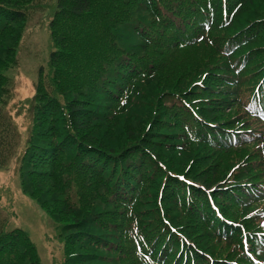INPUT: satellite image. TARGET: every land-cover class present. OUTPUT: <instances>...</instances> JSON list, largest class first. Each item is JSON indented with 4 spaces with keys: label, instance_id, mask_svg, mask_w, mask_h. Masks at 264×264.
Masks as SVG:
<instances>
[{
    "label": "rangeland",
    "instance_id": "obj_1",
    "mask_svg": "<svg viewBox=\"0 0 264 264\" xmlns=\"http://www.w3.org/2000/svg\"><path fill=\"white\" fill-rule=\"evenodd\" d=\"M16 1L21 3L20 0ZM260 1L264 5V0ZM56 5L57 0H33L23 8L27 17L16 47L17 53L10 64L7 63L8 50L5 47H10L17 31L11 23L0 24V66L6 63L5 68L0 69V74L9 79V91L0 105V233L19 228L26 231L37 249L40 264H65L67 250L71 248L66 247V238L73 236L74 232H66L59 227L36 198L24 191L20 178L21 160L30 137L38 130L37 124L46 126L37 123V119H42L38 113L42 100L49 97L61 102L67 100L55 90L52 84L54 75L61 72L66 74L70 83L64 84V90L89 85L74 83L71 80L73 70L68 69L66 64H59L57 68L49 62L53 51L58 52L64 60L70 61L72 58V53H66L67 50L59 51L55 40L60 39L61 34L53 35L50 27ZM162 10L164 13L168 11L163 5ZM250 12L248 10V14L237 18L240 24L248 20L244 16H249ZM235 13H224L221 28L230 24ZM168 14L170 21L176 19L172 13ZM135 15L141 17L140 14ZM144 16L148 17L146 13ZM106 18L110 21V14ZM148 18L146 21L150 20ZM83 21L78 27L81 35L72 34L75 38H68L72 41L80 39L90 46H95L97 41L102 46L111 45V40L106 43L100 36L102 33H112L111 23L100 21L102 24L95 22L94 25L93 14ZM173 23H156L150 27L142 21V26L149 31L151 29L149 41L144 40L147 46L138 47L136 55L132 54L133 69L125 71V74L117 71L111 73V86L115 88L110 96L115 103L110 104L106 94H103L105 97L101 106L102 116L110 118L121 115L128 121L127 126H132V117H135L134 128H139V132L142 130L145 137L157 134L153 161L156 162L155 158H158L157 163L162 169L157 165L151 166L147 161L144 163L147 165L145 171H136L137 179L143 185L139 196L136 182L129 184L133 185L132 188H122L124 190L121 189L116 195H108L103 190L97 193V189L92 194L88 191L86 209H94L95 215L86 223L90 231L77 233L75 243L83 233H97V246L92 244L93 247H88V251L92 252L90 257L96 256L102 246L109 256H118L122 264H159V258L147 257L152 252L161 255V245L162 264H174L176 256L185 249L189 258L198 260L195 264H264V170L259 168L261 164L264 167V127L257 120L262 119H251L246 111L249 91L259 85V80L256 81L259 71L251 74L249 70L243 72L245 77L240 76L238 81L243 80V89H239V95L225 110L222 97L227 93L222 89L212 91V104L217 110L215 119L224 120L229 116L233 119L218 124L221 133H211V127L200 121L202 118L193 105L179 101L177 89L194 85L193 88L204 91L205 81L215 88L225 86L224 55L230 51L229 44L223 43L226 31L219 28L213 34L223 37H211L218 45L219 54L213 45L206 42L192 47L181 46L173 51L166 47L167 38L173 39V30L177 29ZM197 28L202 26H196V31ZM158 42H162V48L154 46ZM107 55L114 62L120 53L113 48L111 52V48H108ZM215 63L220 65L215 66ZM246 64H242L238 71L246 68ZM114 68L117 69V65ZM255 68L257 66L251 67ZM193 97L190 95L189 98ZM161 103L162 110L165 108L166 111H162V116L156 114L155 109L151 112L147 108L146 112L134 109L136 105H153L158 111ZM202 103L207 102L197 101L194 104ZM120 117H116L118 121L123 119ZM155 130L157 133H152ZM197 174L213 181L209 189H205V194L195 189L201 188L202 184L195 183L193 177ZM157 176L158 180L155 178ZM120 185L123 187L122 183ZM150 192L156 200L163 195L155 208L140 202L151 197ZM69 196L79 210L82 204L78 188L73 186ZM117 205L120 206L118 211ZM97 208L99 211H96ZM91 215L89 212V217ZM78 227L83 225L79 223ZM101 236L111 241L109 246L100 245ZM137 245H142V249H148V252L141 255L140 246L138 248ZM76 246L84 245L79 242ZM73 249L76 250L75 247ZM133 257L137 263H133Z\"/></svg>",
    "mask_w": 264,
    "mask_h": 264
},
{
    "label": "trees",
    "instance_id": "obj_2",
    "mask_svg": "<svg viewBox=\"0 0 264 264\" xmlns=\"http://www.w3.org/2000/svg\"><path fill=\"white\" fill-rule=\"evenodd\" d=\"M20 1L21 3L16 0H0V24L11 23L17 31L12 37L10 47H5L8 50L6 53L8 64L14 61L17 53L16 47L23 25H25L27 15L23 8L33 0ZM162 5L168 10H165V13L162 10ZM248 10L251 11L250 15L244 16L248 20L242 21L240 24L237 18H240L242 14H248ZM144 13L149 18L144 16ZM168 13H172L176 17L175 20H172L175 23L169 20ZM224 13L228 15L235 13V16L229 25L221 28L224 22ZM91 14L94 15L95 21L92 22L94 25L102 24L100 21L112 24L111 34L102 33L100 35L106 43L111 40V45L102 46L97 41L95 46H90L88 42L80 39L76 41L70 39L75 38L72 34L81 35V29L78 27ZM109 14L110 21L106 18ZM135 14H140L141 17ZM125 18L127 20H123ZM147 18L150 20L146 21ZM189 20L191 23L188 22ZM71 21H73L72 24H70ZM142 21H145L150 27L156 23L159 25L176 24L177 29L173 30L174 38H167L168 42L166 43V47L173 51L181 46L192 47L206 42L213 45L218 53V45L214 44L211 37L217 39L223 37L219 35L216 37L213 34L219 28L226 31L223 43L229 44L230 51L224 55L225 86L215 88L205 81L204 91L193 88L194 85L184 89L180 87L177 89L179 101L184 100L188 104H192L202 118L200 121L211 127V133H221L218 124L229 122L233 117L229 116L224 120L215 119L217 110L212 104V91L222 89L227 93L222 97V107L225 110L227 105L239 95V89H243V80L238 82L240 76L245 77L243 72L249 70V74H251L259 71V74L256 75L259 85L249 91L250 100L246 111L251 119L255 117L262 119V121L257 120L264 127V5L260 0H57L50 27L53 35L61 34V38L55 40L58 42L59 51L67 50L66 53H72V58L70 61L64 60L65 58L58 52L53 51L50 54L49 62L55 67L59 64H66L68 69L73 70L71 80L74 83L89 85L83 88L76 86L64 90V84L70 83L66 79V74L61 72L54 75L52 84L55 90L65 96L67 100L61 102L57 98L50 97L42 100L43 104L38 110L42 119H37V123H44L46 126L41 127L37 124L38 130L30 137L28 148L21 160L20 178L24 191L29 196L36 198L41 208L58 223V226L66 232H74L73 236L66 238V247L71 248L67 250L65 264L66 262L72 264L73 259V264H122L118 256H109L102 246L98 249L99 252H96V256L92 255L94 258L90 257L92 252L88 251V247H93L92 244L97 246L95 243L98 237L97 233H83L75 243L77 233L90 231L86 223L95 215V212L92 211L94 209H86L88 207V191L89 194H92L97 189V193L103 190L108 195H116L122 188H132V184L136 182L139 196L143 185L139 183L136 171L138 169L145 171L147 165L144 163L147 161L151 166L157 165L162 169L157 163L158 158H155L156 162L153 161L157 134L154 137H145L142 130L139 132V128H134L135 117H132V126H127L126 122L128 121H125L123 116L107 118L102 116L101 109L105 97L103 94H106L110 104L115 103V100L110 96L115 88L111 86L113 79L110 77L111 73L114 71L122 74H125V71L129 72V69H133L132 60L133 55L137 53V48L147 46L144 40L149 41L148 35L151 29L149 31L145 26H142ZM136 22L138 25L135 26ZM191 24H195V26ZM199 25L202 28H197L196 31V26ZM95 37L98 38V36ZM154 46L162 48V42H158ZM108 48H111V52L113 48L120 53L116 61L112 62V58L110 59L107 55ZM245 62L247 63L246 68L238 71ZM116 65L117 69L114 68ZM217 65L220 64L215 63V66ZM5 66L6 63H2L0 69ZM254 66L257 68L251 69ZM122 68L124 70L121 71ZM41 72L43 74V70ZM42 74L41 79L43 80ZM8 80L3 74H0V105L9 91ZM42 84L41 81L40 85ZM161 89L162 87L159 88V90ZM190 95L195 97L189 98ZM197 101L207 103L194 104ZM176 106L178 107V105ZM145 108L150 112L155 109L156 114L158 113L160 116L163 114L162 111L166 112L165 108L162 110V103L159 105L158 111L153 105L151 107L134 106L138 112H146ZM141 116L144 117V114ZM116 117L123 119L118 121L119 118ZM153 119L156 120V117ZM152 133L157 132L155 130ZM262 166L263 164L259 168L264 170ZM177 170L179 169L177 168ZM204 177L202 174L193 177L196 184L202 182L201 188H195L200 194H205V189L207 190L213 182ZM155 178L158 180L159 176ZM131 182L132 184L129 185ZM120 183L123 184V187ZM73 186L80 191L82 207L79 210L69 196V191ZM149 195L151 197L148 198H153L155 201L144 198L140 202H146L147 207L155 208L156 202H160L163 195H160V201L156 200L155 196L153 197L152 192ZM136 203L139 205L138 202ZM116 208L118 211L120 206L117 205ZM96 211H99V208ZM89 212L92 213L91 217H89ZM152 218L155 219L154 216ZM79 223L83 227L79 228ZM99 230L105 231L102 228ZM79 242H82L84 246L77 247ZM110 242L101 236L100 245L107 247ZM139 246L141 255L148 252V249L143 250V246ZM74 247L76 250L73 249ZM83 249L88 252L86 253ZM160 250L161 255L152 252L148 259L150 257L159 258L158 262L162 264V245ZM179 250L180 248L176 251L179 252ZM188 250L190 251L191 247ZM133 251H135V245ZM192 253L198 254L197 252ZM81 258H86L84 260L87 262H83L84 260ZM133 263H137L135 257H133ZM150 263L154 264V262ZM195 263H198V260L194 261L189 258L186 249L174 259V264ZM0 264H40L37 249L26 231L19 228L12 232L0 233Z\"/></svg>",
    "mask_w": 264,
    "mask_h": 264
}]
</instances>
